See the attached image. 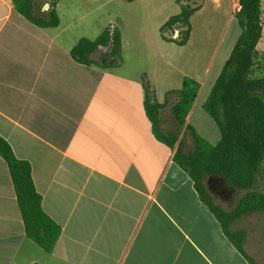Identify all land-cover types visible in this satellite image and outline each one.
<instances>
[{
    "label": "crops",
    "instance_id": "0c3cea01",
    "mask_svg": "<svg viewBox=\"0 0 264 264\" xmlns=\"http://www.w3.org/2000/svg\"><path fill=\"white\" fill-rule=\"evenodd\" d=\"M121 34L120 67L79 64L70 51L82 37L70 26L40 28L0 0V136L31 164L62 229L51 253L27 237L0 157V264H249L174 162L177 145L155 137L144 80L160 103L172 87L132 72Z\"/></svg>",
    "mask_w": 264,
    "mask_h": 264
},
{
    "label": "trees",
    "instance_id": "16d2710c",
    "mask_svg": "<svg viewBox=\"0 0 264 264\" xmlns=\"http://www.w3.org/2000/svg\"><path fill=\"white\" fill-rule=\"evenodd\" d=\"M40 1L11 0L18 13L32 24L40 28L59 27L58 0H42V4ZM262 1L239 0L240 9L235 17L242 30L240 38L203 105L204 111L220 129L221 139L216 145L199 135L191 125L186 126V131L191 135L192 149L186 150L183 140L179 141L180 129L185 127L201 87L198 81L185 77L182 89L168 92L164 103L158 102L149 83L145 80L143 83L144 107L155 137L169 148L177 145L174 162L189 176L202 203L249 264L264 262H258L245 248L247 230L233 229V225L247 215L264 212V78L253 77L256 49L263 36ZM176 2L181 7L180 13L172 16L160 32L164 41L184 47L191 37V18L202 5L200 0ZM45 4H49L47 11L42 10ZM176 31L178 38L167 36ZM122 53L121 31L112 25L95 40L80 39L70 51L77 63L103 69L120 67ZM172 99L175 103L171 111L177 128L164 130L162 111ZM0 157L10 170L27 237L46 253H51L62 229L43 210L31 164L19 159L2 136ZM208 177L223 178L228 187L238 190L240 197L234 210L227 211L216 204L206 183Z\"/></svg>",
    "mask_w": 264,
    "mask_h": 264
},
{
    "label": "rangeland",
    "instance_id": "374dc122",
    "mask_svg": "<svg viewBox=\"0 0 264 264\" xmlns=\"http://www.w3.org/2000/svg\"><path fill=\"white\" fill-rule=\"evenodd\" d=\"M58 0L57 11L66 26L82 38L95 40L107 27L114 26L125 34L130 46L126 61L138 76L140 68L152 71V78L161 88L171 86L170 91H180L185 77L203 85L199 106L190 125L196 132L216 145L220 130L215 121L202 109L220 75L226 61L240 38L241 27L235 17L239 0H200L202 9L191 18L192 32L189 43L178 46L163 40L160 28L181 11L176 0ZM42 0L40 4H42ZM43 6V11L49 9ZM77 19V22L74 20ZM263 36L256 49L254 78H264V0L262 1ZM178 38L179 32L167 33ZM81 38V39H82ZM123 62L124 56L122 53ZM97 60L100 56H96ZM158 84V85H159ZM202 87V86H201ZM169 91V92H170ZM200 91V90H199ZM159 93V91H158ZM168 92L166 93V95ZM159 100V96H158ZM166 100V96H165ZM165 102V101H164ZM175 100L163 111L164 130H175L177 125L171 108ZM186 150L193 147L189 132L180 129L179 141ZM207 186L216 204L227 211L236 208L240 193L226 185L222 178H214ZM248 232L245 248L260 263L264 262V212L253 213L233 225Z\"/></svg>",
    "mask_w": 264,
    "mask_h": 264
},
{
    "label": "flooded vegetation",
    "instance_id": "af4514ba",
    "mask_svg": "<svg viewBox=\"0 0 264 264\" xmlns=\"http://www.w3.org/2000/svg\"><path fill=\"white\" fill-rule=\"evenodd\" d=\"M208 183H212V182H214V177H208Z\"/></svg>",
    "mask_w": 264,
    "mask_h": 264
},
{
    "label": "water",
    "instance_id": "95a60500",
    "mask_svg": "<svg viewBox=\"0 0 264 264\" xmlns=\"http://www.w3.org/2000/svg\"><path fill=\"white\" fill-rule=\"evenodd\" d=\"M47 6H49V5H47ZM223 179V178H222ZM223 181L225 182V179H223Z\"/></svg>",
    "mask_w": 264,
    "mask_h": 264
}]
</instances>
